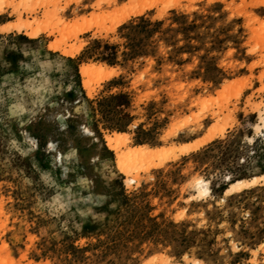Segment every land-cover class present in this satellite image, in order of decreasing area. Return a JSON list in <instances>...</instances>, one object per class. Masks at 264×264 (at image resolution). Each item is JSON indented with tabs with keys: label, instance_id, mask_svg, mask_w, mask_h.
I'll return each instance as SVG.
<instances>
[{
	"label": "rangeland",
	"instance_id": "rangeland-1",
	"mask_svg": "<svg viewBox=\"0 0 264 264\" xmlns=\"http://www.w3.org/2000/svg\"><path fill=\"white\" fill-rule=\"evenodd\" d=\"M0 264H264V0H0Z\"/></svg>",
	"mask_w": 264,
	"mask_h": 264
},
{
	"label": "bare ground",
	"instance_id": "bare-ground-1",
	"mask_svg": "<svg viewBox=\"0 0 264 264\" xmlns=\"http://www.w3.org/2000/svg\"><path fill=\"white\" fill-rule=\"evenodd\" d=\"M137 14H141L142 11H138L136 12ZM22 25V24H21ZM20 26V25H19ZM21 27V26H20ZM20 27L17 26V29H19ZM28 28L27 25H24V28ZM29 29V28H28ZM25 30V29H24ZM27 31V30H26ZM36 32V31H35ZM29 34V33H28ZM29 36L31 37H37L38 36V32L37 33H33V34H29ZM61 47L60 46H54L53 47V50H60ZM82 50V47L81 48H78L74 51H70V53L68 52H65V54L71 56V57H75L80 51ZM67 55V56H68ZM95 70L94 67L92 66H87V67H82L81 68V73H82V77L83 79H85V87L87 88L86 90L89 91V88H90V80H91V75H92V71ZM90 79V80H89ZM92 95V94H91ZM116 138H117V135H114V136H108L107 137V141H108V144L110 146H114L115 145V142H116ZM199 147V146H198ZM140 151L141 154L145 155L147 153H150L151 151H149L148 148L146 147H141L140 149H138ZM196 186H197V189L200 190V188H202V190H205L204 192L207 193V188H206V185L205 183H203V181H199L198 183H196Z\"/></svg>",
	"mask_w": 264,
	"mask_h": 264
}]
</instances>
